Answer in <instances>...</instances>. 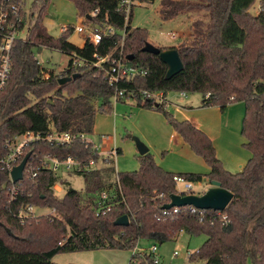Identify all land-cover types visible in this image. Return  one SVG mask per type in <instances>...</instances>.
<instances>
[{
    "label": "trees",
    "instance_id": "obj_1",
    "mask_svg": "<svg viewBox=\"0 0 264 264\" xmlns=\"http://www.w3.org/2000/svg\"><path fill=\"white\" fill-rule=\"evenodd\" d=\"M70 1L78 16L102 34L108 27L125 31L124 52L126 57H133L127 63L145 74L120 87L136 93L139 107L162 112L184 143L208 165L210 173L176 175L161 168L148 153L140 156L138 171L119 173L115 186L107 185L113 170L110 167L87 171L81 174L87 179L85 193L69 189L61 198L53 189L58 182L53 173L42 169L35 179L25 175L23 181L13 184L9 172L0 166V264H56L53 259L60 254L134 251L142 242L163 244L182 233L207 237L203 246L190 255L191 261L264 264V0L257 15L251 13L257 0H161L160 16L164 21L194 10L206 12L205 21L192 24L191 39L171 47L178 51L184 65L183 71L171 79H166L168 67L159 56L143 52L150 42L146 29L131 27L135 6L126 21L127 14L120 8L125 0ZM41 2L39 14L32 16L28 40L15 45L12 73L0 93V158L7 151L8 139L32 132L42 137L26 151L36 166L48 154L61 160L71 156L87 166L100 158L91 144L75 139L57 145L46 138L63 133L92 135L97 108L112 111L115 90L107 81L109 63L100 68L95 64L96 56L105 57L119 48L121 36H105L99 47L86 41L79 48L68 42L74 33L70 26L55 38L42 22L48 0ZM43 47L71 57L61 75L35 61V50ZM73 56L87 65L74 66ZM46 73L49 79L45 80ZM77 74L80 76L75 81L59 85L60 78ZM142 91L201 94L202 108L218 107L222 113L229 105L243 102L246 114L242 134L252 153L246 167L238 173L228 171L204 131L191 121L175 119L166 111L167 103L144 101ZM121 153L119 149L118 155ZM175 176L194 184L217 181L234 197L224 212L203 211V220L202 210H165L171 196L177 194ZM13 186L18 199L10 202L8 194ZM103 193L108 195L103 205L105 214L97 216ZM29 204L55 213L20 218V210ZM123 216H128L129 226H115ZM130 264L154 262L150 255L135 253Z\"/></svg>",
    "mask_w": 264,
    "mask_h": 264
},
{
    "label": "rangeland",
    "instance_id": "obj_2",
    "mask_svg": "<svg viewBox=\"0 0 264 264\" xmlns=\"http://www.w3.org/2000/svg\"><path fill=\"white\" fill-rule=\"evenodd\" d=\"M260 1L257 0L252 8L253 15L260 8ZM27 4L30 8L29 11L35 14L36 18L40 12L41 0H27ZM133 4L135 7L133 9L131 27L146 29L149 42L157 47L168 43L179 45L182 42H188L192 37V24L198 20H206L205 11L194 10L181 15V18L173 19V21H164L160 16L161 0H145L141 3ZM46 5V15H42V22H44L49 34L53 37L59 38L61 29L67 25L74 28L82 25L86 31L90 30L92 25L86 22L83 17L78 16L77 9L70 0H48ZM119 33L122 34V31H119ZM171 35L175 36L176 41H170ZM68 42L82 48L85 44V36L74 32L69 36ZM35 55L45 68L53 70L56 75H61L66 71L70 61L68 55L49 48L44 50L36 49ZM187 96V98H182L181 92H168L167 97L172 104L165 108L166 111L178 121H190V119L198 121L205 125V128H208L214 136L220 132V114L228 115L231 113L234 115L233 118L235 119L232 124L229 121L224 124L223 128L226 127L227 129L226 136H223L219 141L217 140L216 144H213L216 148L217 156L223 162L225 168L232 173L241 172L252 158V155L248 154L247 141L242 134L246 114L245 104L243 102H235L229 105L222 113L220 109L214 110L215 108L212 109V107L202 108L203 97L201 94L187 93ZM187 100H191L193 103H191L193 109L190 111L184 108L185 106H191V104H186ZM111 108V112H101L100 107L97 108L98 112L93 135H89L91 141L97 140L99 135L113 136L116 138L118 148L122 151L120 155L114 158L115 165L109 164L108 166L113 170H111L112 173L108 177L109 183L107 185L112 183L111 185L115 186L119 173H131L139 170V158L141 155L133 138H137L144 143L149 148V153L153 155L156 163L168 172L176 175L186 173L208 174L209 168L207 164L195 154H187L185 148L178 145L179 142L172 137L174 129L162 112L139 107L137 101L133 99L112 100ZM218 145L220 148H218ZM241 159H245L243 167L238 163ZM110 162H113V160H110ZM93 171L97 170L94 169ZM86 188L87 179L85 176L74 173L62 174V177L58 178V182L53 187L55 194L61 198L69 189L85 193ZM177 188L180 192L186 191L185 185L182 183L178 184ZM209 188L210 182L204 180L202 183L195 184L193 190L196 194L202 195ZM37 211L38 213H45L48 209L44 208ZM206 240L207 237L205 235L192 237L182 233L176 240L157 244L160 264H205L203 261H191L189 257L197 252ZM153 244L155 243L142 242L135 249L137 255H143V252ZM86 253L78 255L93 256L90 259L93 264H130L135 251L99 250ZM74 255L77 256V254L73 253L60 254L53 259V262L56 264H75L70 261L74 259Z\"/></svg>",
    "mask_w": 264,
    "mask_h": 264
},
{
    "label": "built area",
    "instance_id": "obj_3",
    "mask_svg": "<svg viewBox=\"0 0 264 264\" xmlns=\"http://www.w3.org/2000/svg\"><path fill=\"white\" fill-rule=\"evenodd\" d=\"M133 3H139L133 0H125L121 3L120 8L123 9L126 14V21L128 20L131 7L134 5ZM29 6L27 4V0H0V93L4 91L8 84L9 77L12 73L13 69V53L16 43L18 42H25L28 40L30 36V31L33 26V19L32 16L34 14L29 11ZM97 14V11L93 13V16ZM85 19V18H84ZM86 21V20H85ZM70 25L64 26L61 29V34L68 31ZM74 32L78 34H84L85 42L88 41L93 44L95 47H99L103 41L105 36H114L119 34L121 36L120 39V46L111 54L101 57L96 56L97 63L95 64L96 67H102L103 64L109 63V68L106 72L108 84L114 88L115 95L112 100L121 101V100H130L137 97L136 93L133 90H129L126 88H121L120 85L122 83L128 82L131 79L135 78L138 75L145 74L141 72L139 69L131 67L127 63L128 57H126L124 52V41L126 38L125 31H122L120 34L116 31L113 27H108L104 34L98 28H94L91 26L90 30L86 31V29L81 25L74 28ZM172 39H175L174 35L170 36ZM46 49L43 47L41 50ZM70 57V56H69ZM71 58V57H70ZM74 59L73 65L74 66H82L87 65L85 60L79 62L75 60L76 57H72ZM34 59L38 65L44 67L43 64L37 59L36 55H34ZM44 79H49V74H44ZM142 98L153 102L154 105H159L162 103H167V94L163 91H142L141 92ZM181 96L187 98V93L181 92ZM209 97V95H207ZM42 137L32 132H26L24 134H18L14 137L8 139L6 141V153L2 155L0 158V166L3 171L9 172L10 180L13 184H16L12 181L11 172L13 169L21 164L24 160L26 155L28 154L27 148H29L34 143L40 141ZM75 139H81L82 141L86 142L87 144H91L93 146V150L95 154H97L100 158H103L106 163H109L110 160L114 161V158L118 155V149L116 147H105L102 145V142H109L110 138L108 136H102L100 141L95 143L89 139V136L84 135H73L70 133H63V134H54L49 135L46 140L51 143H56L57 145H62L66 143H71ZM99 158V160H100ZM98 162L91 161L89 165L84 166L81 161L71 156L67 157L65 160H61L51 154L45 155L39 165H35L31 161V157L28 160V163L24 169L23 179L26 175L29 179H35L39 172L43 169L45 171H49L53 173V175L57 178L62 177L64 173H74L81 175L87 171H93L96 169V164ZM111 163V162H110ZM109 163V164H110ZM174 182L176 183L177 194L179 195H201L196 194L194 192V183L187 181L185 178L180 176H175L173 178ZM23 181V180H22ZM21 182V181H20ZM184 184L186 191L180 192L177 188L178 184ZM9 201H16L18 199V191L15 186L9 189ZM102 200L99 203V209L97 212V216L100 214H105L104 204L108 199V195L103 193L101 195ZM186 208V207H184ZM191 212L200 211L194 207H188ZM44 209L38 208L33 204L27 205L24 209L22 208L19 212L20 218L25 217H36L40 215H50L54 214L55 211L48 209L45 213H38L37 210ZM181 208H174V213H179ZM201 213V220L204 219L203 211ZM227 217H224L226 220ZM136 253V250H134ZM159 249L157 244H153L145 252L143 255H150L153 257L154 264H160L159 259ZM142 254V253H141ZM177 255V253H175Z\"/></svg>",
    "mask_w": 264,
    "mask_h": 264
},
{
    "label": "water",
    "instance_id": "obj_4",
    "mask_svg": "<svg viewBox=\"0 0 264 264\" xmlns=\"http://www.w3.org/2000/svg\"><path fill=\"white\" fill-rule=\"evenodd\" d=\"M90 18V16H88ZM143 52L149 53L155 56H159L161 61L167 65L168 71L166 79H171L173 76L179 74L183 71L184 65L178 54V51L173 48L162 50L159 47L151 43H147L143 48ZM133 57H128L131 60ZM79 74L73 75L72 77H62L59 80V85L63 86L67 83L75 81L79 78ZM138 152L141 156L149 153V148L142 143L139 139L133 138ZM31 157V153H28L21 164L13 169L11 172V178L14 183H18L23 180L24 169ZM234 195L224 189L221 183L217 181H212L210 183V188L205 191L202 195H179L175 194L171 196V202L166 204L163 209L170 210L173 208H184V207H194L198 210L208 211L212 210L215 212H224L230 202L232 201ZM130 224L128 216H123L118 218L114 225L117 227H128ZM8 233L11 234L10 230L7 229Z\"/></svg>",
    "mask_w": 264,
    "mask_h": 264
},
{
    "label": "crops",
    "instance_id": "obj_5",
    "mask_svg": "<svg viewBox=\"0 0 264 264\" xmlns=\"http://www.w3.org/2000/svg\"><path fill=\"white\" fill-rule=\"evenodd\" d=\"M258 12H259V9L257 10V13L255 14V15H257L258 14ZM251 13H252V9H251ZM253 14V13H252ZM178 18H181L180 16L179 17H177V19ZM171 21H173V20H171ZM175 21V20H174ZM176 41L175 39H170V41ZM175 46H178V45H175V44H173V43H168V44H163V45H161L160 47H162V48H171V47H175ZM166 98H167V107H168V105L169 104H172L169 100H168V97L166 96ZM182 98H184V97H182ZM192 102H191V100H187L186 101V104H191ZM193 104V103H192ZM191 104V106H185L184 108L186 109V110H192L193 109V105ZM215 108V109H214ZM210 109V108H209ZM212 109H214V110H218L219 108H217V107H212ZM228 114V113H227ZM221 116L219 117L220 118V122H221V127H220V132L216 135V136H214L210 131H209V129L208 128H205V125H203V124H201V123H199L198 121H196V120H193V119H190V121L196 126V127H198L199 129H201L202 131H204L209 137H210V139L213 141V143H217V140L219 141L223 136H226L225 135V133H226V131H227V129H226V127L225 128H223L224 127V124L226 123V121H229L231 124L233 123V121H234V119L235 118H233L234 117V115H232L231 113L230 114H228V115H222V114H220ZM224 116H227V117H224ZM93 135V134H92ZM102 136H108L109 138H110V141L109 142H107V143H105V142H102V145L103 146H107V147H116L118 150H119V148H118V146H117V142H116V138L115 137H113V136H110V135H99V136H97V140H92L93 142H95V143H97V142H99L100 141V138L102 137ZM172 137H174V139H175V141H178L179 142V144L178 145H181V146H183V148H185V150H186V152H187V154H195L192 150H191V148L187 145V144H185L184 143V141L182 140V138L174 131L173 133H172ZM218 148H220V146L218 145ZM121 150V149H120ZM248 154H250V155H252V153L249 151V153ZM196 155V154H195ZM197 156V155H196ZM200 158V157H199ZM202 159V158H201ZM203 160V159H202ZM115 161V160H114ZM114 161L113 162H111V163H113V165H115V163H114ZM204 161V160H203ZM245 161V159L244 160H239V165H241V167H243V165H244V162ZM206 164V163H205ZM101 166V167H100ZM109 166V163H106L105 162V160L103 159V158H100V160L98 161V163L96 164V169L95 170H97V171H103L104 169H106V167H108ZM208 166V165H207ZM99 167V168H98ZM104 167V168H103ZM230 167H232V166H230ZM98 168V169H97ZM209 168V167H208ZM237 171V170H236ZM208 173H210V168H209V172ZM238 173V172H237ZM118 181V180H117ZM151 244V243H150ZM73 254H77V256H75L74 255V259H71L70 261H72L73 263H75V264H93L92 262H90V259L91 258H93V256H91V255H78V254H87L86 252L85 253H73ZM74 261H76V262H74ZM95 263V262H94Z\"/></svg>",
    "mask_w": 264,
    "mask_h": 264
}]
</instances>
